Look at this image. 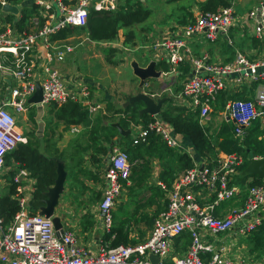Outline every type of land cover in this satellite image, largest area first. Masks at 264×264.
I'll use <instances>...</instances> for the list:
<instances>
[{"label": "built area", "instance_id": "built-area-1", "mask_svg": "<svg viewBox=\"0 0 264 264\" xmlns=\"http://www.w3.org/2000/svg\"><path fill=\"white\" fill-rule=\"evenodd\" d=\"M7 5L19 11L36 7L24 31L18 30L16 21L8 20L14 14L4 11ZM117 6L118 0H0V179L6 157L28 143L20 122H28L26 113L32 107H61L74 99L89 114L102 110V105L91 99L90 87L78 88L62 72L61 65L74 49L51 39L68 27H86L91 11H116ZM247 24L254 25L252 36L262 47L257 48V44L249 50L236 49L234 57L223 62L213 61L208 54L198 56L191 48L190 41L199 38L233 47L234 30ZM152 39V44L142 50L157 54L158 61L168 62L171 70L162 72L163 76L176 73L185 64L192 68V75L174 97L181 106L197 113L202 125L224 97L222 122L234 125L232 137L240 145H244L256 124L264 132V3L244 17L232 6L201 12L179 32ZM7 60L9 65H5ZM38 67L41 75H36ZM37 83L41 85L43 101L34 105L29 100L37 91ZM150 85L146 81L144 88ZM71 130L79 132L77 126ZM151 133L160 136L169 148L194 157V149L184 147L181 135L160 116L136 128L134 143L144 141ZM257 137L264 140V133ZM217 156L214 160L194 159L193 167L178 175L170 187L159 182L166 193L165 208L155 217L153 229L144 241L112 247L101 239L95 252L80 245L72 232L59 233L52 218L31 213L20 180L29 173L21 170L14 178L19 211L10 224L5 225L0 207V264H264V258L257 262L250 258L231 259L215 251L219 235L235 231L246 238L264 223V179L256 186L240 183L244 156ZM106 163V186L98 210L101 226L109 234L114 226V208L131 177L133 164L119 145L111 148ZM1 197L0 193V200ZM228 203L239 205L230 212L222 210ZM185 234L190 243L182 254L177 248ZM208 254L211 257L204 258ZM152 256L159 261L154 263Z\"/></svg>", "mask_w": 264, "mask_h": 264}, {"label": "trees", "instance_id": "trees-1", "mask_svg": "<svg viewBox=\"0 0 264 264\" xmlns=\"http://www.w3.org/2000/svg\"><path fill=\"white\" fill-rule=\"evenodd\" d=\"M232 4L233 0H205L200 3V8L202 12H216L220 7H231ZM35 11V6L32 9L24 8L21 10L18 16L19 19L16 21V26L19 31L22 32L26 29V24ZM151 15L152 11L146 8L141 0H126L125 4L119 5L116 11H91L86 27H68L53 35L51 40L65 41L70 37H78L82 34H87L88 38L94 42H112L119 37L120 31L129 30L126 33V44H129L134 42L136 37L135 31L132 28L143 24ZM189 15L190 14H188V16ZM14 17L16 16L10 15L11 19ZM191 17L192 14L190 18L187 17L188 19L184 17L185 19L183 22L186 20L188 21ZM2 31L3 30L0 29V33ZM115 52L117 51H110V53ZM9 58L11 59V57ZM229 59H232V57ZM110 62L112 61L110 60ZM159 67H162L164 71L170 70V65L166 61L160 63ZM167 102V108L162 111L160 118L164 122L170 124L177 134L184 136V138L189 141L197 157L214 160L218 157L217 155L219 153L242 154L245 158L242 171H244L249 164L248 150L253 151L255 156L264 158V140L260 141L257 135H254L259 129L258 124L251 130L247 142H245L244 145H240L239 142L232 137L234 125L223 121L217 133V143L214 146L209 140L204 126L200 123L197 113L192 112L186 106L172 104L170 99H168ZM221 102L222 104L219 109L222 110L225 105L223 98ZM107 105V114L97 115L94 119H91L88 110L83 104L74 99H70L61 107L53 105L52 110L54 112L53 116L56 118L57 122L64 123L68 127L83 125L86 128H90L91 145L83 149L84 151H88V149L91 148L97 154L105 157L109 155L113 144L117 142L113 141L115 137L118 138L119 146L124 143L125 151L128 153L130 162L133 164V171L130 178L136 179L139 185L143 184L151 175L152 158H158L162 162L163 168L159 175V179L169 186L178 173L193 167V160L188 153L179 154L177 150L169 148L161 137L154 133L148 135L144 141H140L138 144L134 143L132 135L121 137L118 129L114 128L111 124L115 122L117 116L122 114L124 117L122 116L119 122L121 126L127 130L130 122L136 119L134 117H127L125 114L128 115L132 113L134 115L139 113V111L134 110V106L127 107L126 109L112 110L113 105L111 103H107ZM138 119H140L141 123L147 125L152 117L149 115H142L138 117ZM100 132L104 133V138L102 137L103 139L101 141L106 142L107 145L101 143L99 140V138H101ZM254 136L255 140L253 139ZM9 157L14 159L21 169L28 170L31 177L36 180V190L30 202V210L32 214H38L43 206V200L46 198L45 193L55 184L57 179V163L53 160V157L40 152L37 146L30 142L26 145H20ZM58 159L63 158L58 157ZM91 160L92 163L103 162V158L99 157H93ZM14 174L13 172V176ZM14 178L15 177L12 178V186L9 195L2 196L0 200L1 217L4 219L5 225L10 224L19 211L18 202L13 197L17 192L18 186L14 183ZM250 179H252V181L248 184L249 186L260 185L263 181L257 176H239V182L243 184L248 183L247 181ZM159 191H161V189L156 187L151 190V195H154V192L159 193ZM125 226L126 225L123 223L120 226H113L112 232L106 234L105 241L112 247L130 244L128 230ZM259 230L250 236V240L254 244L250 249V253L261 256L264 252V228ZM185 236L189 238L188 235L185 234Z\"/></svg>", "mask_w": 264, "mask_h": 264}, {"label": "crops", "instance_id": "crops-1", "mask_svg": "<svg viewBox=\"0 0 264 264\" xmlns=\"http://www.w3.org/2000/svg\"><path fill=\"white\" fill-rule=\"evenodd\" d=\"M261 3H264V1L263 0L259 1L256 8H258ZM148 9L151 10V8H148ZM175 14L177 15H174L173 17L170 16L166 20L167 22L164 25H160L157 23L154 25L155 28H158L159 33H162V35L164 34L168 35L169 33L179 32L181 28L186 24L187 20L183 22V20L185 19L184 17L190 18L191 12L188 9L186 11H182V7H181V12L178 11ZM188 14L190 15L188 16ZM241 17H244V16H241ZM236 29H240V28H236ZM235 30L232 35L234 39L233 47H229L225 42L219 45V47L224 48V51H222L221 49L217 47L216 45L217 43L216 44L208 43L203 38H199V40H195V41H190L191 48L194 50V53L198 56L203 55V54H208L213 61H217V62L227 61L230 57L232 58L234 57L236 49L249 50L247 48L248 43L244 44L243 41H240V39L235 38ZM148 36L150 39L155 37L154 35L153 36L148 35ZM74 37H70V38H74ZM138 37L139 36L136 35L133 44H136L137 40L141 38L140 37L138 39ZM143 38H144V41L139 42L136 45H139V47L146 45L145 41L148 40L147 34L143 35L142 40ZM67 40L57 41V42H60L61 44H63V43H66ZM104 43H107V42L106 41L105 42H94V41L91 42L93 46L96 44L102 45ZM66 45H69V44L66 43ZM86 46L87 47H86V50L84 51V54L94 55V53H92V51H95L94 47H91L90 43L86 44ZM231 48H235L234 54L233 52H231ZM40 51L42 52V54H44V52L42 51V48L40 49ZM136 51H140V52H143L144 54H148L150 57V60L145 61L144 60L145 58L141 57V60H142L141 61L140 59L137 58L135 54ZM221 52H222V56L225 57L223 60H222V56H219ZM132 53L134 54L132 55ZM94 56H89L88 58H92ZM132 56H133V59L135 61H138V63L141 64V66L143 65V67L148 65L149 62L155 61L157 62V70L164 72V69L162 67H159V65L160 63L166 60L158 61L159 59L157 57V54L155 56V53L153 52H150V53L144 52L141 48L139 49V48L134 47V49H131V58ZM44 61L45 60L41 61L40 64H43ZM95 63L99 64V73L96 74L97 76L92 74L90 71H88V68H90L93 65V63H91L92 65L90 64L87 65V68H85L83 72L81 71L82 73L81 72L70 73V71L66 68L67 66H64V64L63 66H61L62 72L66 75L68 79L73 81L78 88H81L84 85L90 87L91 92H92L91 99L93 100V102H96L102 105V110H99L98 112L94 114H90L91 119H94L97 115L107 114V106H108L107 103H111L113 105L112 110H117V108H115V106L118 105L117 103L124 104V102L127 100L129 96L137 95L139 93V92L132 91L133 89L132 85L134 84H131L130 86H132V88H129V87L122 88V90L120 91L122 92V94L124 93L123 98H125V95H127V98H125L126 100L125 101L123 100L124 102H121L120 100L116 98L117 101H114L116 97L114 93L115 91H117L115 87L118 83L112 76L110 77V79L108 77V80H106V76H105L106 71L110 70L108 68L107 63L106 65L104 64L103 61H98ZM130 63H131V60L128 61V65H130ZM100 67H101V72H100ZM112 70L115 71V69H112ZM192 72H193L192 68L189 65L185 64V65H182L176 73L168 74L167 76H163L158 80H155L152 82L150 81V83L156 84V87H154V90H157V85L161 86V84H164L162 85L161 88L162 89L164 88V93L167 94L165 98L170 99L176 105H180V102L176 101L174 96L180 93L184 81L192 75ZM41 73L42 72L40 68L38 67L36 69V75H41ZM7 84L10 85L11 81H7ZM122 94L120 95L122 96ZM52 109H53V106L45 108V109H42L40 107L36 108L37 115L35 119L33 120L28 119V122L20 123V127H21V130L26 135L28 139V143L30 142L31 144H34V145L38 144L39 147L38 145L36 146L40 152L49 154L53 158H58L60 155H63V157L65 158L61 160L65 161L66 171L68 172V175L74 179L73 181L74 188L71 187V189L69 190L67 189V185H66L67 183L65 184L66 192L64 195H62L59 201V205L56 208L55 215L61 218L63 229L65 231L72 232L77 237L80 245L85 247L87 251L89 252H95L97 249L98 242L101 239H104L105 241V236H106V232L103 230L101 226L98 206L102 198L103 190L106 186L105 171L107 167V163H106L107 156L104 157L100 154H97L91 148H89L88 151H84L83 149H86L89 145H91V139H90L91 131H89L90 128H86L83 125L82 126L76 125L79 128V132L73 133L71 129L74 126L68 127L64 123L57 122V120L53 116L54 113L52 114ZM31 121H33L34 123H32ZM114 123H120V122L118 119H116ZM100 135H101V138H99V140L101 141L104 138V133L100 132ZM181 137L183 140L184 147L191 149L192 146L191 144H189V141L186 140L184 136L181 135ZM117 140H118L117 137L113 139V141H117ZM101 143L107 145L106 142L104 141L103 142L101 141ZM10 155H8L6 158V165H5L4 173L1 177L2 180L0 179V193L2 196L9 195V192L12 186V178L17 176L21 170L19 164L15 162L14 159H11V157H9ZM189 156L191 157V155ZM93 157L103 158V162L92 163L91 159ZM191 159L192 160L196 159L200 161L202 158L197 157L194 152V157H192ZM8 161H10L9 165H7ZM13 172L15 173L14 176H13ZM28 173H29L28 177L20 178V180H21V186L24 189L23 195L27 197V199L29 200V204H30L33 198V194L36 190V180L31 177V174L29 171ZM245 185H247V183H245ZM232 204H233V207L231 208L227 207V205H224L221 209L227 212H230L231 209L239 205V204L236 205V203H232ZM124 222H127L125 221V215H119L117 213L114 214V227L115 225L120 226L122 223L126 225ZM125 227H127L130 242L132 238L137 239L138 235L132 234L131 227L130 226L128 227L127 225ZM152 229H153V223L151 224V228L149 232L145 236L146 238L150 235ZM243 238L244 237L241 238L239 234H236L235 231L228 232L227 238H224V240L220 239V237L217 238L215 245H214L215 251L222 253V255L226 258H231V259L232 258H247V257L238 256L240 254L239 251H236L233 248L235 247V245H237L236 243L238 241H244L245 239ZM182 239H183V243L180 245V247L177 248V251L184 254V252L186 251V247L190 243V237L186 238V236L183 235ZM225 240L226 242H229L228 247L225 245H221L218 248L217 244L219 243L221 244V242L222 241L225 242ZM227 248H228V251H227ZM210 257H211V254H208L204 258H210Z\"/></svg>", "mask_w": 264, "mask_h": 264}, {"label": "rangeland", "instance_id": "rangeland-1", "mask_svg": "<svg viewBox=\"0 0 264 264\" xmlns=\"http://www.w3.org/2000/svg\"><path fill=\"white\" fill-rule=\"evenodd\" d=\"M259 1H261V0H233L232 7L235 8V10L239 14V16L241 14H242L241 16H245L248 13H250L251 11L256 9V6L259 3ZM125 2H126V0H118V6L117 7H119V5H124ZM142 2H143V5L146 6V8H151L152 15L143 24L134 26L132 29H134L135 34L137 36H139L138 39L141 37L139 40H137V43L143 42L144 38L142 40V37H143V35L147 34L148 40L145 41L146 45H144V46H149L150 44H152L153 39H150L148 35H152V36L154 35V36H159V37L163 36L162 33L158 32V28L154 27V25L156 23L160 24V25H164L167 22L166 20L170 16L173 17L174 15H177L175 13H177L178 11L181 12V7H182V11H186L188 9L191 12L192 17L189 20H192L196 15H198L199 13L202 12L201 8H200V3L203 2V0H174V1L173 0H142ZM18 19H19V17L16 16L13 19H8V20L13 23L14 21H18ZM128 31L129 30L120 31L119 37L116 40H114L112 42L104 43L102 45L96 44L93 46L91 44V42H93V41H91L88 38L87 34H82L81 36L68 39L67 40L68 42L66 41V43L73 46L74 48L73 47L72 48L74 49V51L72 54L68 55V57L65 61L66 65L64 63V66H67L66 68L70 71V73H73V72L79 73L81 71L83 72V70L85 68H87V65H89V64L92 65L91 63H93V65L90 68H88V71H90L92 74L96 75L99 73V64H97L95 62L103 61L105 65L107 63L108 68L110 70L106 71V75H105L106 80H108V77L110 79V77L112 76L118 83L115 87L117 89V91H115V93H114L116 96L114 101H117V99H118L121 102H124L126 100L125 98H127V95H125V98H123L124 93L122 94V92H120V91L122 90V88H127V87L132 88V86H133V89H132L133 92L141 93L143 91L144 93L146 92V94H149V93L157 94L156 95L157 97H154L153 99L165 98L167 94L164 93V88L163 89L161 88L162 85H164V84H161V86L157 85V90H154V87H156V84H151L150 88H148V89L144 88L145 83L143 84L142 87H139V80L134 75L132 68H131V63L135 62V60L133 59V56L131 58V49H134V47L142 49V47H144V46L139 47V45H136L137 43L133 44V42L126 44V33ZM253 31H254V25L250 26L247 24V26H243L240 29L235 30V38L240 39V41H243L244 44L248 43V46H247L248 49H253L257 44H258L257 48H260L262 46L260 45V43H258L256 40H254V37L252 36ZM66 43H63L61 46H65ZM88 43H90L91 47H94L95 51H92V53H94L95 56L92 54H90V55L84 54V51L86 50V47H87L86 44H88ZM59 44H61V43L59 42ZM220 44H222V41H219L216 45L219 49L224 51L223 47H219ZM111 50H116L117 52L110 53ZM231 52H233V54H234L235 48H231ZM133 54L134 53H132V55ZM135 54H136L137 58L140 60H141V57H144L145 61L150 60V57L148 54H144L143 52H140V51H136ZM89 56H94V57L88 58ZM219 56H222V52ZM224 58L225 57L222 56V60ZM109 59L112 62H110ZM130 60H131V63H130V65H128V61H130ZM88 61H90L91 63ZM136 62H138V61H136ZM5 65H9V60H7L5 62ZM61 66H63V64ZM120 66H122V67H120ZM112 69H115V71ZM170 70H171V68H170ZM100 72H101V67H100ZM164 72H168V71H164ZM162 77H163V73H162ZM148 81L152 82L155 80H148ZM131 84H134V85L130 86ZM131 92H130V94H131ZM119 93L122 94V96ZM131 96H134V95H131ZM245 97L249 98V96H245ZM222 98L224 99V97H222ZM221 99H220V102H221ZM126 102H127V100L124 102V104L117 103L118 105L115 106V108H117V110L126 109V108H124V105ZM220 102L215 107L210 118L207 121L203 122V126H204V129L206 130L207 136L214 146L217 143V133H218L220 125L222 123V118L220 115L221 109H219L222 102L221 103ZM167 103L168 102H166V104L164 105L165 108L163 107V110L167 108ZM172 104H174L173 101H172ZM36 108H38V106L32 107L31 110L28 113H26V117L29 120L35 119V117L37 115ZM133 109L138 110L139 113H136L134 115L132 113H129L128 115L124 113L127 117H131V118L134 117L136 119L133 122H130L129 128L127 129V130H131L132 136L135 135L136 128L139 127V125H144L143 123L140 122V119H138V117H140L141 108L134 106ZM55 111H56V109H55ZM53 113L54 112L52 110V114ZM122 116L124 117V115L121 114L120 116H117L116 119L120 120V118ZM31 122L34 123L33 121H31ZM20 123H25V122H20ZM263 133L264 132L258 130L256 133H254V135L255 134L260 135ZM248 138L246 139V142H247ZM253 139L255 140V136ZM36 145H38V144H36ZM114 145H119V143L115 142V144H113V146ZM38 147H39V145H38ZM120 147L123 150H125V144L124 143L120 144ZM178 153L181 154L180 152H178ZM59 157H62L63 159H65L63 157V155H60ZM9 162L10 161L7 162V165L10 164ZM156 168H158V169H156ZM162 168H163L162 162L158 158H152L151 159L152 172H151L150 177L147 178L144 181V183L141 185L138 184L136 179L130 178L128 181L129 183L127 182L128 185H127V183L125 184L124 191H123L121 197L119 198V200L117 201V204L114 208L113 213L114 214L117 213L119 215H125V221H127V222H124V223L128 227L129 226L131 227V232L133 235H135V234L138 235L137 239H135V238L131 239L130 244L142 242L146 239L145 236L149 232V230L151 228V224L154 222L155 217L160 213V211L162 209L165 208V204H164L165 201L164 200H165V194L166 193L159 186V182L167 185L166 183L159 180V174H160ZM21 170H26V169H21ZM185 171H183V172H185ZM183 172L178 173L174 177V180L178 177V175H180ZM1 180H2V178H1ZM73 181H74V179L68 175L67 184H66L67 189L70 190L71 187L74 188V182ZM251 181H252V179L247 181L248 182L247 185ZM167 186L170 187L171 185L170 186L167 185ZM156 187L160 188L161 191H159V193L154 192L153 193L154 195H150V194H152L151 190L155 189ZM157 194H158V197H157ZM151 201H154V202H151ZM227 207L231 208V207H233V204L228 203ZM263 225H264V223H263ZM263 225L259 229L264 228ZM255 232H253V233H255ZM252 234H250L248 238H243V239H245L244 241H238L236 243L237 245H235V247H233V248L236 251H239L240 254L238 256L254 259V262H257L258 259L260 260V259L264 258V252H263V255H261V256L250 254V249L254 246L253 242H251V240H250V236ZM219 237H220V239L224 240V238H227V233L222 234L221 236L219 235ZM130 244H128V245H130ZM228 244H229V242H226V240H225V242L222 241L221 244L220 243L217 244V247L219 248L221 245H225L228 247ZM227 251H228V248H227ZM175 253L179 254L178 252H175Z\"/></svg>", "mask_w": 264, "mask_h": 264}, {"label": "water", "instance_id": "water-1", "mask_svg": "<svg viewBox=\"0 0 264 264\" xmlns=\"http://www.w3.org/2000/svg\"><path fill=\"white\" fill-rule=\"evenodd\" d=\"M5 12L14 14L15 16L20 15L19 8L12 5H7L4 7ZM131 68L134 75L139 80V87L148 80H157L162 77V72L157 70V62L151 61L147 66L143 67L138 62H132ZM167 98L153 99L150 95L142 92L134 96H129L124 108L130 106H139L140 116L149 115L160 116L163 107L167 102ZM43 101V92L40 83H37V91L35 95L29 100L30 104L39 105ZM21 119V117H19ZM114 128L118 129L121 137H127L131 135V130H125L120 123H112ZM119 143V141H117ZM57 163V179L55 184L48 189L45 193L46 198L43 200V206L39 211V215L45 216L46 218H52L55 229L59 233H64L61 218L55 215L56 208L59 205V201L62 195L66 192L67 177L68 173L66 171L65 161L53 158ZM248 160L249 164L247 168L242 172V177L257 176L260 179H264V158L256 159L253 151L248 150ZM151 260L154 263L159 261L157 256H152Z\"/></svg>", "mask_w": 264, "mask_h": 264}]
</instances>
